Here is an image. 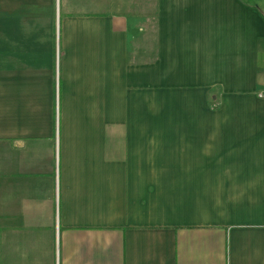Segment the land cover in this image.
<instances>
[{"label":"crops","instance_id":"1","mask_svg":"<svg viewBox=\"0 0 264 264\" xmlns=\"http://www.w3.org/2000/svg\"><path fill=\"white\" fill-rule=\"evenodd\" d=\"M139 3L0 0V264H264V0Z\"/></svg>","mask_w":264,"mask_h":264},{"label":"rangeland","instance_id":"2","mask_svg":"<svg viewBox=\"0 0 264 264\" xmlns=\"http://www.w3.org/2000/svg\"><path fill=\"white\" fill-rule=\"evenodd\" d=\"M139 1H140L139 5H141L143 7L145 6V4H147L149 6V4L152 3V0H139ZM26 8H28V5H26ZM149 17H151V19L154 17L153 12H152L151 16H149Z\"/></svg>","mask_w":264,"mask_h":264}]
</instances>
